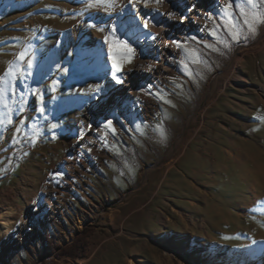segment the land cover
Wrapping results in <instances>:
<instances>
[{"label":"rangeland","instance_id":"1","mask_svg":"<svg viewBox=\"0 0 264 264\" xmlns=\"http://www.w3.org/2000/svg\"><path fill=\"white\" fill-rule=\"evenodd\" d=\"M88 3L0 0V76L23 73L0 104V222L14 210L0 264H264V26L232 40L220 3L196 36L218 51L195 41L201 63L182 49L167 65L153 49L163 4ZM118 42L135 50L121 83ZM138 61L143 89L108 108ZM83 229L84 258L55 254Z\"/></svg>","mask_w":264,"mask_h":264},{"label":"bare ground","instance_id":"2","mask_svg":"<svg viewBox=\"0 0 264 264\" xmlns=\"http://www.w3.org/2000/svg\"><path fill=\"white\" fill-rule=\"evenodd\" d=\"M223 2H225V0H164V3L162 4L166 10L162 22L157 28L152 22H149L150 27L156 28L158 31L157 38L153 42V49L155 50V53H159V55L162 56L161 60L164 64L166 63L169 65L170 61L174 60V55L182 50V48H177L173 41L183 43L187 40V45H195V41L188 38L192 36L196 37L198 35L197 29L202 27L207 20L206 15L209 14V12L217 14L216 9L213 7H216ZM168 13H173V15L170 17ZM141 19L143 21L146 20L145 17H142ZM230 66L235 69L237 64L232 62ZM147 77L148 75L145 72L142 61H138L135 69L129 71L127 78L116 88V92L108 95V108H113L115 105L120 106L119 103L121 100H125L130 94H135L136 91L143 89L144 84L141 80H148ZM85 115L88 116L89 113L86 112ZM29 203L32 211H42L37 200L30 201ZM17 210L21 212V222L19 221L21 226H31V219H34L35 217L28 214L25 210L22 211L20 207H17ZM13 211L14 210L8 209V211L2 213L0 234L8 235L11 223L10 216L13 214ZM81 223H83V220L78 219L77 224L80 225ZM16 237L19 239L22 238L20 236ZM197 241L200 242L199 240ZM13 242L15 243V241ZM245 251L244 248L240 249L235 252V257L238 259L242 258L245 255ZM224 260H227V258H224Z\"/></svg>","mask_w":264,"mask_h":264},{"label":"snow or ice","instance_id":"3","mask_svg":"<svg viewBox=\"0 0 264 264\" xmlns=\"http://www.w3.org/2000/svg\"><path fill=\"white\" fill-rule=\"evenodd\" d=\"M129 2L133 4L142 2L145 6H148L149 4H162L164 3V0H129ZM101 4H105V0H89L88 7H97ZM106 6L112 7V0H107ZM222 12L224 17L222 20V26L225 32L232 38V40H238L241 35L246 36L248 34H255L258 27L264 26V0H240V2H236V0H225ZM168 15L171 17L173 13H168ZM208 19L211 20L212 17L209 16ZM220 26L221 25H216V27ZM144 27H148L147 20L144 21ZM101 30L102 29H98V31ZM113 31H115V29H113ZM210 35L216 37L217 43L224 44L225 47L228 46L227 41L217 36V32L215 30H212ZM104 39L106 43L109 40L108 36H105ZM188 39L196 41L198 44L204 43L205 48H209L214 52L218 51L215 44L199 41L195 36L189 37ZM118 43L120 48L123 49V54L119 60L115 55L112 54V44L109 45V50L110 59L112 60V68L114 71L113 79L116 80L117 83H121V80L117 74L121 72L123 63L131 62L132 56L135 54V50L125 42ZM173 43L177 48H182L187 53L186 59L190 60L191 63L198 64L202 62L200 59V53L197 49L186 47L188 43L187 40H185L183 43L179 41H173ZM26 54V51L19 53L17 60L25 61ZM26 63L28 68L32 67L31 59L26 60ZM181 63L183 64L185 74L191 76L192 72L189 69L188 63H186L184 59L181 60ZM18 75H23L19 66L17 64H10L4 75L0 76V104H3L4 107H8L6 103V93L9 91H11L13 94L15 93V87L13 86L12 81L18 78ZM52 90L55 91V82L53 83ZM32 91L37 92L38 90L33 89ZM39 111L43 112V108L39 109ZM8 122L11 123V120ZM52 127L55 128L56 125H52ZM105 128L111 129L113 132L115 131V129L112 128L111 120L107 121ZM17 131H19V129H17ZM81 135H83V132ZM161 135H163L162 130ZM53 138H55V136ZM228 238L229 237H224V239Z\"/></svg>","mask_w":264,"mask_h":264},{"label":"trees","instance_id":"4","mask_svg":"<svg viewBox=\"0 0 264 264\" xmlns=\"http://www.w3.org/2000/svg\"><path fill=\"white\" fill-rule=\"evenodd\" d=\"M88 233L83 229L80 233L62 248L58 249L55 254L58 256H67L74 259L84 258L87 254ZM53 251V249H51Z\"/></svg>","mask_w":264,"mask_h":264}]
</instances>
